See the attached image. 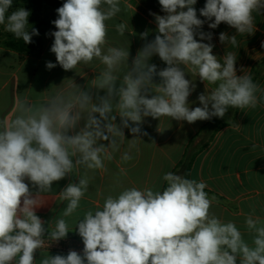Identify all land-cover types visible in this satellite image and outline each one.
<instances>
[{"label": "clouds", "instance_id": "9594fccd", "mask_svg": "<svg viewBox=\"0 0 264 264\" xmlns=\"http://www.w3.org/2000/svg\"><path fill=\"white\" fill-rule=\"evenodd\" d=\"M158 2L166 14H153L157 34L150 41L147 31L140 34L147 42L130 65L129 49L108 41L106 22L122 11L121 0H66L56 10L50 48L56 63L49 61L46 67L59 64L69 71L98 60L103 68L89 82V90L68 79L67 86L35 102L17 99L13 117L0 120V264H37L35 253L45 247L46 236L53 242L67 237L71 231L66 218L77 214L89 190L88 173L106 170L105 161L114 160L126 140L124 129L133 136L120 157L128 162L132 149L139 152L140 137L148 135L142 130L146 117L191 124L223 118L230 108L257 107L258 85L251 75H237L236 57L225 54L221 63L214 46L202 42L211 41L212 33L200 31L205 20L198 18L197 0ZM12 5L13 0H0V25L30 44L39 31L29 32L30 12L23 7L9 12ZM261 11L264 0H206L199 16L210 21L211 29L223 22L236 33L252 34L253 13ZM127 29V23L115 25L120 36ZM219 40L237 44L236 35L224 32ZM153 56L167 66L158 70L150 63ZM190 73L205 83V92L198 96L201 106L194 108L188 101L196 88L186 78ZM206 85L213 87L208 91ZM92 88L106 94L94 102ZM120 172L126 174L123 168ZM71 175L79 182L58 193L66 207L55 226L45 228L35 209L45 203L53 182ZM162 179L167 185L163 190L124 188L109 194L102 206L76 216L73 229L82 238V254H43L39 264H237V258L240 264H264V220L246 216L249 242L234 221L225 222L211 211L217 201L205 191V182L173 172Z\"/></svg>", "mask_w": 264, "mask_h": 264}, {"label": "crops", "instance_id": "0c3cea01", "mask_svg": "<svg viewBox=\"0 0 264 264\" xmlns=\"http://www.w3.org/2000/svg\"><path fill=\"white\" fill-rule=\"evenodd\" d=\"M205 3L206 0H197L194 5L198 18L205 20L200 31L212 33L211 41L202 42L214 46L213 54L221 63L225 54L232 53L236 57L237 75H249L253 66L264 58V11L253 13L252 34H240L223 22L215 29L209 28L210 21L199 16V9L203 8ZM121 8L122 11L115 18L106 22L108 41L111 46L129 49L130 65L137 51L157 34L153 14L166 13L161 10L158 0H121ZM45 11L53 12L54 20L58 18V13L53 9L46 8L42 11L43 23L40 30L45 45L39 56L19 54L0 45V120H10L13 117L17 99L27 97L35 102L54 91L56 87L67 86L68 79L73 80L82 89L89 90V82L103 68L98 60H94L92 64L79 65L75 70L65 71L59 64L53 69H48L47 62L56 63L55 54L50 48L54 42L51 33L57 29L50 22L51 14L49 17L43 14ZM121 22L128 24L124 36H120L115 30V25ZM145 31L148 32L147 41L140 35ZM221 32L229 37L236 35L237 44L233 45L230 40L221 43L219 40ZM195 38L200 39L199 35ZM150 63L156 64L158 70L167 66L158 56H153ZM186 78L193 79L196 84L195 91L188 98L190 108L201 106L198 96L205 92V83L195 75L191 76V73L187 74ZM155 81L159 82V77H156ZM212 87L206 85V90L210 91ZM91 92L94 102L97 95L106 94L105 90L95 88H92ZM256 95L258 104L255 109H238L229 123L216 131L210 126L211 120L189 124L187 121H176L169 117H161L160 120L144 118L142 130L148 135L140 137L139 152L132 149L133 159L128 162H122L120 157L127 150V140L133 136L129 129H124L126 140L120 151L115 154L114 160L105 161L106 170L88 173L89 190L81 200L77 214L66 218L69 230L78 233L75 228L73 229L76 216H82L83 212L90 208L102 206L109 194L116 195L124 188L133 186L140 189L150 187L154 190H163L167 186L162 179L163 175L173 172L184 176L180 165L191 156L188 179L205 182L207 185L205 191L209 197L215 196L217 201L213 203L211 211L225 222L234 221L244 233L245 239L251 242V236L244 227L246 216L253 214L254 218L264 220V76L258 83ZM96 115L98 117V114ZM84 122L82 119L79 127H82ZM115 122L120 123L118 116ZM102 143L107 145L108 142ZM121 168L126 174L120 172ZM78 182V176H67L53 182L52 192L44 194L45 203L35 211L45 222V228L50 223L54 227L56 218L62 215L66 207V202L59 201L58 193L69 183ZM25 183L29 184L33 193L37 191L27 179ZM73 244L70 239L53 242L45 238V247L37 250L35 260L39 264L43 254L66 256L70 250L82 254L83 247ZM237 264H240L239 258Z\"/></svg>", "mask_w": 264, "mask_h": 264}, {"label": "trees", "instance_id": "16d2710c", "mask_svg": "<svg viewBox=\"0 0 264 264\" xmlns=\"http://www.w3.org/2000/svg\"><path fill=\"white\" fill-rule=\"evenodd\" d=\"M64 2H66V0H13V5L9 9V12L20 7L28 10L30 12L28 21L31 23L29 32H31L32 28H36L39 31V35H34L32 37V43L25 44L22 38L18 39L14 36V34L6 32L0 39V45L19 54L39 56L45 45L42 32L40 30L41 24L43 23L41 13L46 8L56 11L63 5ZM249 75L252 76L253 81L258 85L264 76V58H262L255 66H253ZM237 111L238 109L236 108H230L223 118L213 117L210 121V126H213L214 131H216L217 129L227 125L229 121L236 115ZM191 162L192 157L190 156V158H186V160L180 165L186 178H188V171ZM45 238L48 237L46 236ZM64 239H70L74 241V246L79 244L80 246L84 247L82 238L78 235V233L69 232L67 237Z\"/></svg>", "mask_w": 264, "mask_h": 264}, {"label": "rangeland", "instance_id": "374dc122", "mask_svg": "<svg viewBox=\"0 0 264 264\" xmlns=\"http://www.w3.org/2000/svg\"><path fill=\"white\" fill-rule=\"evenodd\" d=\"M44 15H46V17H49V14H51V17H50V22H51V24H53L52 23V21H54V17H53V12L52 13H49L48 11H45L44 13H43ZM29 22V21H28ZM30 25H31V23L29 22V28H30ZM7 31L5 30V26L4 25H0V39L3 37V35L6 33ZM72 241V240H71ZM74 242V241H73Z\"/></svg>", "mask_w": 264, "mask_h": 264}]
</instances>
